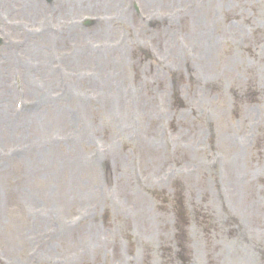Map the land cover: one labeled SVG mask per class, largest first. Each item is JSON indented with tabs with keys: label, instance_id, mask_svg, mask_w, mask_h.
Segmentation results:
<instances>
[{
	"label": "rangeland",
	"instance_id": "1",
	"mask_svg": "<svg viewBox=\"0 0 264 264\" xmlns=\"http://www.w3.org/2000/svg\"><path fill=\"white\" fill-rule=\"evenodd\" d=\"M126 1L137 16H127L114 26L118 47L105 46L112 43L108 39L81 37L69 29L74 39L71 36L67 45L55 46L53 35L49 39L25 36L23 44L18 42L19 33L14 37L28 53L46 50L45 57H32L48 58L42 62L48 70L53 60L60 62L57 68L63 66L69 80L62 84L68 87L62 100L71 124L62 127L57 120L43 132L47 143L53 142L52 137L62 139L59 147L54 146L65 165L62 189L57 191L53 182L52 186L38 185L45 178L37 162L28 167L31 149L20 150L15 162L10 159L3 164L0 211L4 215L0 212V217L7 220L6 225L0 224V252L6 257L0 256V264L19 259L27 264H240L238 255L247 236L264 240V0H213L214 12L193 10L197 27L185 19L189 13L177 14L185 1ZM195 1L197 7L207 0ZM93 2L114 9L110 0ZM122 5L121 0L116 11ZM170 8L176 10L169 15ZM80 14L85 17L79 24L85 18L93 20L90 12L68 7L62 24ZM131 19L136 25L128 24ZM95 30L94 24L82 28L85 34ZM164 30L167 40L155 36ZM108 48L100 57L94 54ZM78 51L83 55L80 65H65ZM97 67L105 72L98 75ZM101 81H106L104 90L95 86ZM72 89L99 93L102 100L106 96L107 109L104 100L96 102L101 108L94 105V112L86 116L90 132L84 133V141L85 122L76 118ZM173 95L180 99L172 102ZM3 128L0 145H9L8 157L29 142L7 136L30 134L33 141L38 135L15 127L4 132ZM16 170L19 176L13 175ZM18 186L23 197L16 192ZM178 187L189 219L191 262H184L182 256L165 260L171 257L165 250L177 248L173 233L177 198L181 200L178 194L174 197ZM36 188L41 189L48 208L45 199L36 204L33 200L25 211L23 200L30 196L28 190ZM152 192L161 199L163 193L167 202L157 201ZM63 197L71 202L70 207L64 214L52 211L49 207ZM40 206L52 218L80 227L83 241L58 245L59 256L54 258L29 257L30 248L39 251L40 236L54 222L41 227L30 244L18 245L16 235L23 225L25 237L32 210ZM89 207L91 212L85 214ZM244 218L261 226L257 237ZM206 231L212 235L206 236ZM6 246L21 248V254L15 259ZM254 256L257 264H264V243L257 246ZM53 259L62 261L50 263Z\"/></svg>",
	"mask_w": 264,
	"mask_h": 264
},
{
	"label": "bare ground",
	"instance_id": "2",
	"mask_svg": "<svg viewBox=\"0 0 264 264\" xmlns=\"http://www.w3.org/2000/svg\"><path fill=\"white\" fill-rule=\"evenodd\" d=\"M64 0H54L52 4L56 5L57 7L54 9L55 13L59 16H63L64 11L68 7H72L73 11H81L86 10L92 14V16L96 19L95 25H97V30L93 31L92 33L85 34L82 30L80 25L77 22V19L74 18L71 20V23L68 24V27L75 33H77L79 36L83 37H93L98 36L103 39H108L110 42L115 41V37L113 35V28L115 24H119V20L117 19V16L119 13H115L117 7L120 5L121 0H110V6L114 7V9H109L107 7H101L99 4L93 2V0H67L68 4L64 5L62 4ZM163 1V0H159ZM185 1L186 3L184 5H180L179 8L187 9L188 11H191L185 19H187L189 22L193 23L195 22V17L193 10L195 8L197 9H210L214 12V1L213 0H207L203 4H198L197 7H195V0H179V4ZM143 4H147V0H142ZM3 6L5 8V15L3 17L7 18L8 16H12L15 14H18L16 17H22L21 15L26 16L29 19H32L36 15H39L42 12H49L48 8L44 5L38 4V6H32V5H25L20 4L16 0H7V2L3 3ZM157 7H162L161 5ZM175 8H170L166 12L169 14L174 10ZM176 10V9H175ZM74 15V14H73ZM40 17L37 18V20ZM36 20V21H37ZM186 20V21H187ZM185 21V20H184ZM0 21V27L1 25ZM131 26L136 25L133 19H131L128 23ZM108 25V26H104ZM195 27L199 26L198 24H194ZM105 27V28H103ZM66 32L61 33L62 40L68 39L66 37ZM155 36L159 38L160 40H167L168 39V32L166 30L162 32L155 33ZM73 37V35H72ZM74 39V37H73ZM85 39V38H84ZM86 41H90L85 39ZM47 43V41H44ZM113 46V44H112ZM169 47L172 46V43H169ZM201 46V45H200ZM200 46L195 47L196 49L200 48ZM108 49L95 50V53L98 57L102 56L103 54L107 53ZM206 50L202 51L203 54ZM40 55L45 57L48 52L41 51L40 53L36 52H29V54H26L24 58L22 57H12V55L9 54V58L4 62H0V128H3L2 130L4 132H10L13 127L16 129H22L23 131H29L37 133V136L33 137V141H30L29 138L31 135L29 134L28 137L24 135H9L10 139L21 141L24 140L25 142H29L28 145L20 144V147H26L29 146L31 143L34 145V149L30 150L29 154V162L28 167H30V164H33L37 162L38 164L36 167L38 168V172H41L43 175L42 177L45 178V183H41L38 185L47 187L52 186L55 184V189L58 191L62 189L63 187V160L61 159L60 154H58L57 148L54 151L52 144L47 143V141L44 138L45 133L44 129H46L48 126L56 122L57 120L61 122L62 127H66L71 124L70 119H68V114H65V108L63 105V102H61L62 98V91L60 89L61 81L63 80L64 76L66 74L64 73L63 69H58L56 72L47 70L46 64H42L44 60H47L48 58L40 59V58H34L33 55ZM77 56L74 60H67L68 65L74 66L75 64L80 65V60L83 58L82 52L78 51ZM7 63H11L12 65L10 67L6 66ZM33 63L35 65V69H30L29 64ZM42 64V65H41ZM54 64V60H53ZM98 68V75H101L105 72V69L103 67H97ZM16 72V77L22 79V82L24 83V89L19 92L20 97L17 99L18 102L22 103L23 110H18L16 108L15 104V95H11V93H14L9 88V79L12 77V73ZM24 80V81H23ZM106 84V81H101L96 87H100L104 90V86ZM67 87V86H66ZM68 88V87H67ZM70 96L74 100L76 104V118L81 119L85 122V128L83 129V141H84V133H89L90 130L87 128L86 125V119L88 114L91 115L92 112H94V107L91 105V103L95 104L96 102L102 103L104 100L105 103H103L104 110L107 109L106 104V96H104V99L102 100V96H100L99 93L96 92H89L85 91L84 89H72L69 91ZM90 95L95 96V99H91ZM14 96V104L11 106L9 102ZM39 102V104L36 107L34 103ZM97 107L101 108V106L96 105ZM1 132V131H0ZM21 139V140H20ZM83 143V142H82ZM85 145V144H84ZM59 144H56V147H59ZM45 147L47 149H45ZM46 152H48V156L46 157ZM240 152L238 151V154ZM4 156H1L0 153V177L1 173L4 171V163L7 162V160L4 159ZM25 157L19 159V161H23ZM49 159V160H48ZM48 160V161H47ZM14 161V159H13ZM16 161V160H15ZM14 161V162H15ZM9 164V163H6ZM12 171H7V173H11ZM36 172V173H38ZM20 173L16 170L13 175L19 176ZM39 174V173H38ZM21 185V183L19 182ZM41 189H32L28 190L30 193V196H26L25 200H23V208L25 211L30 209V207L37 202L44 200L45 197L43 193L39 192ZM4 192L5 189H4ZM17 194L19 197L24 196L23 190H21L20 186L16 189ZM38 192V193H37ZM45 201V202H44ZM43 203L48 208V202L45 199ZM70 203L66 199V197L58 198L54 201L53 207H49L52 209V211L63 214L65 210L70 207ZM43 205V206H45ZM37 206V205H36ZM42 206V205H41ZM34 207L33 209V217L29 223L28 229L25 231V237L21 235V230L24 227L22 225L21 229L17 233L16 237L17 240L15 243L21 244V243H29L33 240L34 234L37 233V231L44 227L46 223L49 222V220L52 218V213L45 211L43 207ZM2 209V206L0 205V210ZM2 216L4 215L3 211H0ZM7 218L3 219V217H0V224L2 226L6 225ZM0 225V226H1ZM65 225V224H64ZM1 226V228H2ZM69 227L63 226L62 231L60 232L62 235L67 234L66 236H62V239L60 240V244H63L65 242H69L71 240L76 241L75 243H79L83 241L82 236H80L79 230H75L73 232H68ZM61 238V235L58 236L54 241ZM30 244V243H29ZM65 245V244H64ZM44 247L42 248L43 251ZM5 250L9 253H12L15 259L17 256L21 254V248H17L16 250H12L9 248V246L5 247ZM54 252V247L52 245L45 247V250L43 251V255L50 254ZM1 257H6V255L1 253ZM13 264H27L25 260L19 259L17 262H14Z\"/></svg>",
	"mask_w": 264,
	"mask_h": 264
}]
</instances>
